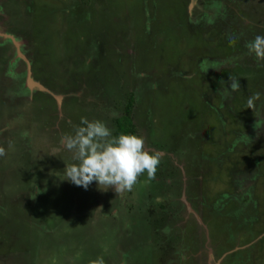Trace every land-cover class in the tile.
Instances as JSON below:
<instances>
[{
  "label": "rangeland",
  "instance_id": "374dc122",
  "mask_svg": "<svg viewBox=\"0 0 264 264\" xmlns=\"http://www.w3.org/2000/svg\"><path fill=\"white\" fill-rule=\"evenodd\" d=\"M130 91L142 152L117 170L101 130ZM27 108L50 143L4 125ZM263 124L264 0H0V264H264Z\"/></svg>",
  "mask_w": 264,
  "mask_h": 264
},
{
  "label": "trees",
  "instance_id": "16d2710c",
  "mask_svg": "<svg viewBox=\"0 0 264 264\" xmlns=\"http://www.w3.org/2000/svg\"><path fill=\"white\" fill-rule=\"evenodd\" d=\"M148 21L149 20L147 19L146 25L147 24L149 25ZM147 32L148 31H146V34H147ZM150 37L153 39L152 36H150ZM154 48L156 49V52L155 51H153V52L155 54L160 55L158 53L159 49L156 48V47H154ZM152 57L156 58L157 56L152 54ZM120 58L121 57H119V59ZM137 59L139 61H141L139 58H137ZM141 62H143V61H141ZM200 66L202 67V65H200ZM139 67H141V66H139ZM201 67L199 68L201 70V72L205 71V67H202V68ZM141 68L144 70L143 72H141V74H142L141 76L139 75L140 73H135V74L132 73L133 77L131 76V78H133L132 82H134V85H136V81L138 79H139V83L143 84L144 81L148 82V78H151L150 75H149L150 71H149L148 67H141ZM227 70H228V72L231 75H234L235 77H237L238 81H240V79L244 80L245 76L248 75L247 74L248 71L252 72V69H250L248 64H241L239 62L238 63L236 62L234 67H229ZM168 71L170 72L171 69H168ZM168 73H166V74H168ZM257 74H258V76H262V72H259ZM160 78L161 77H158V82L159 83H156L157 89H159L158 88L159 86L162 87V81H160L161 80ZM148 84H149L150 88L153 86V83L148 82ZM140 90L142 91V89H140ZM139 93L140 92L133 93V91H130L126 95H124L122 93L123 94V98H125V101L122 103L119 99L115 100V101H120L124 105L123 106V110L121 111V113H119V115L116 116L115 119H114V125L115 126L113 127V129L111 131L107 130L108 133H106L105 131L101 130L103 132V135H104L102 137V139L104 140V137H106L108 135L109 138L112 141L113 146H114L113 148H117L118 150L121 151V156L117 157L118 160L115 161V165L117 167V170H118V168H120L121 165H124V160H121L123 156H127L128 159L134 160L137 157H139L140 153L142 152V148H141V145H140V142H139L140 141V135H139V132H138V130L136 128L135 119H134L135 116L132 115V114H134L133 113L134 107H132L134 105V98L136 99L137 97L140 98V97L143 96V95L139 96ZM117 94L119 96H121L119 91L117 92ZM126 96H127V98H126ZM45 97L50 98L49 95H45ZM64 103H67L66 98L64 100ZM146 112H147V110H146ZM227 115H230V113L227 114ZM197 116H198V114H197ZM235 119L239 120L237 117H235ZM263 126H264V124H263ZM231 142L235 143L234 138L231 139ZM256 144L257 143L254 142V143H252L251 146H256ZM240 146L243 147L244 145L241 144ZM230 150H231V147H230ZM260 157H261V155L257 154V155L254 156V155L251 154L250 160H252V164L249 166L251 168L248 170L247 173L244 171L243 174L245 173L247 176H249V172H251L253 169H256L257 167H259L258 165H259V163L262 160ZM237 158H239V156H237ZM127 168H128L127 170L131 173V177L135 178V175H137L138 172H139V170L136 168L135 164H131V166H128ZM246 168H248V167H246ZM246 168H244V169H246ZM243 174H242V177L245 175V174L244 175ZM224 194H228V193L227 192H222L221 195L219 194V197H222V195H224ZM38 255H39V253H38ZM26 259H30V258H26ZM38 259L39 258H36L35 256L31 257V261H37L38 264H42L41 263L42 261H38Z\"/></svg>",
  "mask_w": 264,
  "mask_h": 264
},
{
  "label": "flooded vegetation",
  "instance_id": "af4514ba",
  "mask_svg": "<svg viewBox=\"0 0 264 264\" xmlns=\"http://www.w3.org/2000/svg\"><path fill=\"white\" fill-rule=\"evenodd\" d=\"M9 60H13V58H10ZM10 64H12L11 62H9ZM15 75V73L13 72L12 73V71H11V73H10V75L12 76V75ZM13 75V77H15ZM11 76H9V79H10V77ZM10 83V85H9V87H10V90H9V92H8V94L10 95V96H16V93H19V90H17V91H14L13 90V87H14V84L13 83H11V82H9ZM27 89V88H26ZM29 90V89H28ZM33 90H38V88H33L32 90H29V92H28V95H32V92L31 91H33ZM39 92H44V93H46V94H48L49 96L51 95L52 96V94H51V92L49 93V90L48 91H43V90H38ZM8 95V96H9ZM20 95V94H19ZM14 98L15 97H13V98H11L12 100H14ZM29 99H31V98H29ZM135 105L136 104H134L133 105V107H135ZM24 111L25 112H23V113H19V117H18V115L16 114V116L15 115H12L11 117H15V119L13 118V119H10L9 121H8V123L6 124H4L6 127L8 126V127H11L12 125H13V127L12 128H15V127H17V125H20L19 123H18V121H17V119H21V117L22 118H24V117H26V119H25V122L29 125V127H28V129L27 130H25V132H31V136H30V139H33V134H35V132L37 131V134H38V139L39 140H42V139H44L45 138V142L46 143H50V141L51 140H53L52 139V136L50 135H48L47 134V132H46V130H47V125H48V120H47V118L48 119H50V116H48L47 118H45V119H41V120H39V118H36L35 116H33L32 114H28L27 113V111H29V108H27V109H24ZM53 113H54V111H53ZM234 116V115H233ZM17 118V119H16ZM2 120L4 121L5 119H3L2 118ZM47 120V121H46ZM22 122V121H21ZM12 124V125H11ZM22 124V123H21ZM255 127H256V125H255ZM258 127V126H257ZM1 130H2V126L0 127V132H1ZM32 132H34V133H32ZM58 140H60V139H58ZM31 141V140H30ZM33 141H37L36 139H33ZM43 141V140H42ZM241 142V141H240ZM242 144H243V142H241ZM50 145V144H49ZM57 145H58V147L56 148V149H52V150H56V151H59L61 148H63L64 147V141L63 140H60V141H57ZM39 147V146H38ZM46 149H49L48 150V152H50L51 153V150H50V148L48 147V145L46 146ZM255 170H258V168H256ZM256 173V172H255ZM255 173H253L251 176H247L246 174L243 176V177H241V178H239V179H244V181H243V184H246L247 182H248V180L255 174ZM256 175V174H255ZM239 179H237V180H239ZM254 188V187H253ZM248 196H249V193H248ZM223 197V196H222ZM0 261H5V258H2V257H0Z\"/></svg>",
  "mask_w": 264,
  "mask_h": 264
},
{
  "label": "water",
  "instance_id": "95a60500",
  "mask_svg": "<svg viewBox=\"0 0 264 264\" xmlns=\"http://www.w3.org/2000/svg\"><path fill=\"white\" fill-rule=\"evenodd\" d=\"M12 38V40H13V37L12 36H10V39ZM18 44V42L17 41H15V45H17ZM27 75H26V79H27V81H26V83L29 85V87L30 88H32V87H36V88H38L39 90H45V91H48L46 88H44L43 86H41V85H39L38 83H36V82H34L32 79H31V77H30V71H29V64H27ZM57 97V99L59 100V99H61V96H56Z\"/></svg>",
  "mask_w": 264,
  "mask_h": 264
},
{
  "label": "clouds",
  "instance_id": "9594fccd",
  "mask_svg": "<svg viewBox=\"0 0 264 264\" xmlns=\"http://www.w3.org/2000/svg\"><path fill=\"white\" fill-rule=\"evenodd\" d=\"M237 79H236V84H237ZM234 85V86H236V88H237V85ZM117 96V95H116ZM115 96V97H116ZM119 96V95H118ZM123 100L125 101V98H123ZM133 107V106H132ZM217 114H218V116H219V118H220V120H222L224 123H225V120H224V118L225 119H228V117H229V115H227V114H225L226 116H222V115H220L218 112H217ZM230 116H232L233 118H235L236 116H233V114L232 113H230ZM234 120H236V119H234ZM238 121V120H237ZM226 130H228L229 131V127L228 128H226ZM231 133L233 132V131H230Z\"/></svg>",
  "mask_w": 264,
  "mask_h": 264
}]
</instances>
